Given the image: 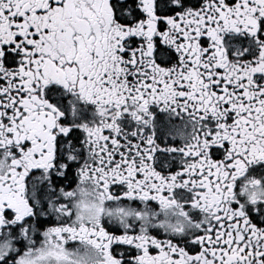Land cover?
I'll return each instance as SVG.
<instances>
[{
  "label": "snow or ice",
  "instance_id": "6c2138e0",
  "mask_svg": "<svg viewBox=\"0 0 264 264\" xmlns=\"http://www.w3.org/2000/svg\"><path fill=\"white\" fill-rule=\"evenodd\" d=\"M0 264H264V0H0Z\"/></svg>",
  "mask_w": 264,
  "mask_h": 264
}]
</instances>
